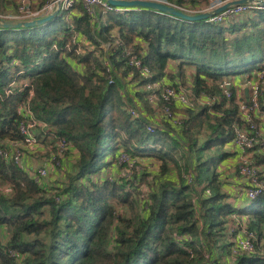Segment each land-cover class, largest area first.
I'll return each instance as SVG.
<instances>
[{
  "label": "trees",
  "instance_id": "1",
  "mask_svg": "<svg viewBox=\"0 0 264 264\" xmlns=\"http://www.w3.org/2000/svg\"><path fill=\"white\" fill-rule=\"evenodd\" d=\"M47 1L31 0L32 7ZM165 1L190 8L206 2ZM19 4L0 0V13H17ZM103 10L93 20L78 0L69 20L59 14L33 28H0V148L12 150L11 141L22 140L23 108L30 105L70 151L64 180L52 184L0 154V264H264V193L248 199L234 144L235 129L247 128L239 82L264 70V9L228 23L147 8ZM58 22L63 26L53 27ZM70 25L77 43L83 40L82 54L76 43L67 47L75 33ZM128 47L152 77L128 64ZM133 82L140 105L128 92ZM149 82L187 86L206 100L172 104L181 119L174 123L163 115L164 102L153 103L151 90L140 89ZM261 102L263 108L264 95ZM128 105L143 116L132 118ZM229 149L230 174L245 180L242 206L231 200L236 185L222 166ZM123 153L132 162L121 160ZM252 157L264 177V152ZM147 158L154 163L137 168ZM243 225L258 241L234 257Z\"/></svg>",
  "mask_w": 264,
  "mask_h": 264
},
{
  "label": "built area",
  "instance_id": "2",
  "mask_svg": "<svg viewBox=\"0 0 264 264\" xmlns=\"http://www.w3.org/2000/svg\"><path fill=\"white\" fill-rule=\"evenodd\" d=\"M76 1L78 0H60L61 5L59 8V14H63L65 20H69V18L71 17L73 6ZM79 1L82 2L83 7L88 12V14L93 17V20H98L99 7L104 8V12L108 10L126 11L130 9L127 7L113 6L109 4L107 0ZM205 1V4L197 8H190L186 5L177 6L183 11L189 13H199L216 8L224 4L228 0ZM29 2L31 3V0H20V5L18 7L19 15H17L16 13H0V17L34 19L49 14L59 7L58 0H48L40 9H31L29 7ZM259 9H264V5L256 2L235 4L210 17L208 20L217 23H228L236 16ZM69 27L73 31H75V33L72 37V40L67 44V47L70 48L73 43H76L75 49L77 53L80 54L82 52L81 49H83V40L82 42L77 43V38H79L80 36L79 32L75 30L74 25H70ZM101 43V47L103 49L108 50L110 48V43ZM118 44L122 45V42L120 41L118 42ZM123 53L128 58V64L139 70V74L143 78L153 76L151 69L143 63L142 59L135 52H133L132 47L126 48ZM102 59L109 83H114L115 79L113 72L115 67L113 65V62L108 55L103 56ZM256 77L257 78L255 80H252L248 75H246L239 83V108L244 119L247 122V128L244 129L242 127H237L235 129L236 135L234 138V144L238 150V170L240 174H242L246 179L247 186L245 188L248 193L249 200H254L264 193V177L261 174L262 169L258 166L256 161L252 157L253 154L256 153V151L262 150L264 152V138H260V128L258 127V125L252 122L253 118H258L264 124V107L262 108L261 106V96L264 95V70L259 72ZM146 86L148 90H151L149 99L155 104L158 103V100H162L164 102L163 115L165 117H173L174 123H180L181 119L172 112V104L177 103L181 105L193 106L196 100H198L199 102H204V100H206L198 98L195 95L192 96L191 93L185 90V88H181V86L177 87L173 84L162 85V83L160 82H149ZM231 86V81H226L222 84V87H224V91L228 96L231 95V91L229 90ZM246 88L250 90L249 100H246L244 95V89ZM157 91H160V93H158ZM33 94L34 91L32 89L30 91V96H32ZM126 110L132 116V118L139 119L143 116L142 111L131 105H128ZM23 111L26 112L27 119L22 121L20 124V131L23 135L22 140L11 141L12 150L8 148H0V154L3 157L13 158L17 163H19L21 159H23L22 149L24 146L33 149L34 147H37L42 139L53 136L50 133L48 123L46 121H43L42 119L37 118L30 105H26L23 108ZM37 128H39V130L36 132ZM148 129L152 132L156 130L153 125H149ZM39 131H41V136H39ZM53 141L55 142L54 139ZM56 141L59 150L68 148V143L65 139L58 138V140ZM122 156H128L130 158V156L126 153H123L121 155V158ZM19 164H21V162ZM37 171L38 174H34V176L35 179L39 182H41L43 180L42 177H45L49 172L48 169L44 166ZM256 240L257 238H255V236L243 225L235 236V245L232 247V255L235 257L238 254L252 252L255 248Z\"/></svg>",
  "mask_w": 264,
  "mask_h": 264
},
{
  "label": "rangeland",
  "instance_id": "3",
  "mask_svg": "<svg viewBox=\"0 0 264 264\" xmlns=\"http://www.w3.org/2000/svg\"><path fill=\"white\" fill-rule=\"evenodd\" d=\"M19 1L20 0H14V3L17 2V5H18ZM32 4L33 3L29 2V7L31 9H34L32 7ZM14 13H16V12H14ZM16 14L19 15V8H18V12ZM23 19H25V18H23ZM61 26H63V24L61 22H58L57 24L56 23L53 24V27H61ZM82 48H83V44H82ZM81 50H82V52L80 54L85 52L84 49H81ZM189 72H190V70H189ZM133 83H135V82H133ZM144 88H147V86L146 87H144V86L140 87V89H144ZM181 88H185V90L188 91L189 93H191L192 96L194 95L192 90L189 87H187V86L185 87V86L181 85ZM252 122L254 124L258 125V127L260 128V133H261L260 138L261 139L264 138L263 123L258 118L257 119L253 118ZM38 130H39V128L36 129V132ZM39 132H40L39 136H41V131H39ZM54 145L56 146V148ZM229 150L231 151V149H229ZM22 151H23V153H22L23 159H21L20 162L25 168L32 171L31 173L33 175L38 174L37 170H39L40 168H42L44 166L49 171L45 177H42L44 182L51 183L52 182L51 180H53L55 182L56 181L61 182L64 180L63 177H64V174H66L68 167L62 165V164H64V163H62V160L66 157V152H70V151H68V149L59 150V147L57 146V141L53 142L52 136H49L47 138V140H46V138L42 139V141H40V143L37 145V147H34L33 149L24 146ZM231 154H233L232 151H231L230 156H229V158L230 157L231 158L230 159L228 158L229 160L225 164L222 163L223 168H225V169L227 168L228 173H231L233 171V164H234L233 159L234 158ZM121 159L123 161L132 162V160L128 156H125V157L122 156ZM71 161H72V159H71ZM153 161H155V159H152V158H151V160L149 158L142 159V164L138 165L137 168L139 166H144L146 163H151ZM149 165H152V164H149ZM153 167H155V165H153ZM230 167H231V169H230ZM236 169H238V165H237ZM131 171H133V170L130 169L129 172H131ZM236 205L242 206L244 204L236 203Z\"/></svg>",
  "mask_w": 264,
  "mask_h": 264
},
{
  "label": "water",
  "instance_id": "4",
  "mask_svg": "<svg viewBox=\"0 0 264 264\" xmlns=\"http://www.w3.org/2000/svg\"><path fill=\"white\" fill-rule=\"evenodd\" d=\"M109 4L118 7L127 8H147L155 9L160 12L168 13L185 20H208L210 17L216 15L217 13L223 11L231 5L241 4V3H252L256 2L264 5V0H228L224 4L213 8L211 10L202 11L199 13H189L180 9L177 5L163 0H107ZM60 0H58V8L53 10L51 13L37 17L34 19H23V18H4L0 17V28L1 29H24L33 28L35 26L43 25L54 20L56 16L59 15ZM244 95L246 100L250 98V90L248 88L244 89Z\"/></svg>",
  "mask_w": 264,
  "mask_h": 264
},
{
  "label": "crops",
  "instance_id": "5",
  "mask_svg": "<svg viewBox=\"0 0 264 264\" xmlns=\"http://www.w3.org/2000/svg\"><path fill=\"white\" fill-rule=\"evenodd\" d=\"M11 13H13V12H11ZM242 80H240V82H241ZM239 82V83H240ZM135 83H131V84H129V88H128V92H129V95L131 96V97H133V100L136 102L137 101V104L138 105H140L141 104V101L139 100V98H138V96L135 94L136 92V87H135ZM263 128H264V124H263ZM230 174V173H229ZM230 181L232 182V183H235V187L234 188H232L233 189V191H234V197H232L231 198V200L233 201V202H235V203H238V204H244L247 200L245 199V197L243 196V189H244V185H245V180H243V181H238V179H236V177L234 176V175H232V174H230ZM239 189H241L240 191H239ZM238 199V200H237ZM246 200V201H245Z\"/></svg>",
  "mask_w": 264,
  "mask_h": 264
}]
</instances>
